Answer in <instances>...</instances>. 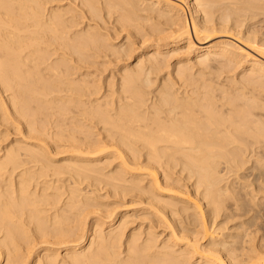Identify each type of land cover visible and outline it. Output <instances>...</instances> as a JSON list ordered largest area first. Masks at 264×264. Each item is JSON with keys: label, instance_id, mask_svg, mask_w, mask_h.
Listing matches in <instances>:
<instances>
[{"label": "bare ground", "instance_id": "1", "mask_svg": "<svg viewBox=\"0 0 264 264\" xmlns=\"http://www.w3.org/2000/svg\"><path fill=\"white\" fill-rule=\"evenodd\" d=\"M0 264H264V0H0Z\"/></svg>", "mask_w": 264, "mask_h": 264}, {"label": "rangeland", "instance_id": "2", "mask_svg": "<svg viewBox=\"0 0 264 264\" xmlns=\"http://www.w3.org/2000/svg\"><path fill=\"white\" fill-rule=\"evenodd\" d=\"M65 2H66V1H65ZM65 2H64V3H65ZM132 208H133V207H132V205H131V207H129V209H132ZM123 209L126 210L127 208L124 207V208H122V209H120V210L118 209V210H119V211H124ZM131 214H132V212H131Z\"/></svg>", "mask_w": 264, "mask_h": 264}]
</instances>
